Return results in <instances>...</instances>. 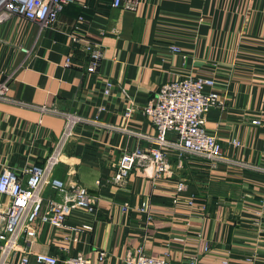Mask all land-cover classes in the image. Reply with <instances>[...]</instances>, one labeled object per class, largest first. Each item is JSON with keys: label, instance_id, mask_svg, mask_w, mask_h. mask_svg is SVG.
<instances>
[{"label": "crops", "instance_id": "crops-1", "mask_svg": "<svg viewBox=\"0 0 264 264\" xmlns=\"http://www.w3.org/2000/svg\"><path fill=\"white\" fill-rule=\"evenodd\" d=\"M88 44L105 53L95 72L88 70ZM189 74L217 80L224 106L209 111L207 129L224 153L264 169V0H140L135 11L114 8L112 0H73L55 29L40 31L19 16L0 22V79L9 78L12 100L29 104L0 101V174L8 166L22 176L45 162L64 119L41 106L103 123L78 126L54 172L65 185L81 184L100 197L95 214L74 211L68 220L93 229L75 238L39 222L32 263L36 253L54 254L60 264L82 253L92 264H124L142 247L168 254L173 264L192 254L199 264H264L263 172L188 157L177 162L171 153V177L135 169L124 184L113 181L122 153L148 146L141 137L156 132L141 108L164 83ZM108 80L114 87L107 95ZM182 179L185 195L205 210L173 203ZM45 197L61 196L47 188ZM143 202L148 213L140 211Z\"/></svg>", "mask_w": 264, "mask_h": 264}, {"label": "built area", "instance_id": "built-area-1", "mask_svg": "<svg viewBox=\"0 0 264 264\" xmlns=\"http://www.w3.org/2000/svg\"><path fill=\"white\" fill-rule=\"evenodd\" d=\"M72 1L0 0V22L19 16L31 21L40 31L55 29L61 12ZM139 4L140 0H112V7L130 11L137 10ZM22 50L29 51L27 48ZM172 50L178 51L179 48L172 46ZM86 51L90 57L88 70L95 72L104 59L103 47L88 44ZM71 65L72 58H66L65 66ZM217 85L214 77L189 74L160 86L155 96L141 108L142 114L150 119L156 132L152 136L141 137L148 142V146L139 145L122 153L113 181L119 185L124 184L135 169H151L155 179L171 177L174 175L171 153L177 156V162H183L184 158L188 157L208 162L211 167L228 163L264 173V169L260 167L230 159L224 153L217 135L208 131L207 114L213 108L224 106L221 93L216 89ZM113 87L112 81H106L105 94H110ZM9 91V78L0 79V101H13L29 106L22 101L12 100ZM40 110L61 116L64 125L43 164L25 169L22 176L8 166H5L0 174V195L7 198V201L0 200V264H60L59 258L50 253H36L35 261L31 262L32 245L37 239L39 222L58 226L74 234L75 238L80 232L93 229L90 223L71 225L68 220L74 211L95 214L100 197L81 184L65 185L54 176V172L63 161L78 126L84 123H103L99 118L89 121L77 112L60 111L46 105L41 106ZM133 112V108H129L125 114L130 118ZM254 122L259 123V120ZM233 143L240 145L237 140ZM47 188L56 190L61 197H45ZM187 189L185 180L177 181L173 203H183L190 209L205 210L206 205L200 206L195 195H185ZM129 207L128 203L124 204V210ZM140 211L149 212L147 202L142 203ZM105 257L106 253L101 252L100 259ZM63 264L92 262L82 253H78L65 259ZM124 264L173 263L168 254L152 256L140 247L125 258ZM184 264H199V254H192Z\"/></svg>", "mask_w": 264, "mask_h": 264}]
</instances>
